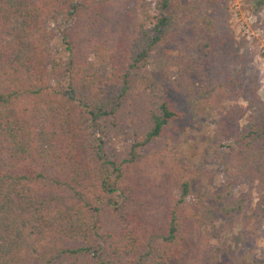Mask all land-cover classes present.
Returning <instances> with one entry per match:
<instances>
[{"label": "trees", "instance_id": "obj_1", "mask_svg": "<svg viewBox=\"0 0 264 264\" xmlns=\"http://www.w3.org/2000/svg\"><path fill=\"white\" fill-rule=\"evenodd\" d=\"M222 2L0 0V264H171L191 251L188 223L215 232L218 220L263 217L234 195L255 167L264 185V104L245 69L217 65L229 41ZM50 20L63 26V55ZM152 64L177 92L197 87L199 110L248 104L216 121L221 190L176 169L182 115L158 97ZM235 112L250 113L242 131ZM150 164L160 170L145 176ZM207 246L203 264H222L224 251Z\"/></svg>", "mask_w": 264, "mask_h": 264}, {"label": "rangeland", "instance_id": "obj_2", "mask_svg": "<svg viewBox=\"0 0 264 264\" xmlns=\"http://www.w3.org/2000/svg\"><path fill=\"white\" fill-rule=\"evenodd\" d=\"M221 21L226 37L229 41L228 48L220 63L230 69H245V78L257 81L259 84V97L264 104V0H223ZM62 25L59 22L48 21L46 29L54 33L52 46L54 51L63 55V46L60 36ZM170 55L173 52H169ZM95 69L100 72L101 61L94 58ZM230 73L228 68H223ZM151 70L157 78L159 85L157 95L162 100H170L178 108L182 117L177 121L176 138L179 146L176 169L186 178H196L203 189L215 192L221 190L225 182V168L228 165L227 154L216 151L215 132L217 119L220 113L226 114L235 109L246 110L248 106L244 101L222 99L218 102L216 110L202 111L197 108V87L188 92H177L171 88L164 77L152 64ZM106 74V73H104ZM246 78V81H248ZM234 120L232 125L236 130L242 131L252 122L250 113L246 117ZM225 116V115H224ZM263 117L264 112L255 114ZM116 145L122 149L128 145L122 139ZM153 164L144 167L145 176L157 171ZM160 170V169H159ZM158 170V171H159ZM256 167L247 172L242 178L240 186L235 187V197L245 193L248 197L246 212L251 215L259 205L262 215L258 221H244L238 217L230 222L218 220L215 225L220 229L212 230L200 222H190L186 226V234L191 242V251L182 259L171 264H203L206 263V254L200 246L208 244L207 248H220L224 251L222 264H264V185L260 190L261 180ZM168 180L165 175H160L159 181ZM160 194V193H159ZM156 191L149 197V213L155 216L162 210L161 198ZM188 213H193L188 208ZM206 248V247H205Z\"/></svg>", "mask_w": 264, "mask_h": 264}]
</instances>
